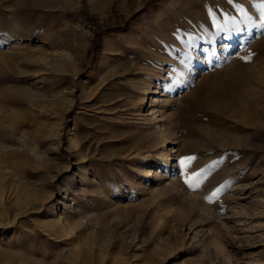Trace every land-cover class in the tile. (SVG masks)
<instances>
[{
    "label": "rangeland",
    "instance_id": "374dc122",
    "mask_svg": "<svg viewBox=\"0 0 264 264\" xmlns=\"http://www.w3.org/2000/svg\"><path fill=\"white\" fill-rule=\"evenodd\" d=\"M0 264H264V0H0Z\"/></svg>",
    "mask_w": 264,
    "mask_h": 264
},
{
    "label": "bare ground",
    "instance_id": "6f19581e",
    "mask_svg": "<svg viewBox=\"0 0 264 264\" xmlns=\"http://www.w3.org/2000/svg\"><path fill=\"white\" fill-rule=\"evenodd\" d=\"M252 25H253V20L250 21L249 23H246L245 33L249 32L252 29ZM236 36H237V31H233V35L232 36H229V35L228 36L227 35L226 36H222L221 37V42L231 43L233 41L234 37H236ZM184 53H186L185 49L180 46L179 47V52H178V57L177 56L176 57L178 59L181 58L180 60H182V56L184 55ZM170 60H172V59H170ZM168 75L170 76L169 77L170 81L178 80L179 77H180L178 70H174V69L168 70ZM165 83H166L165 85L167 86L168 82H165ZM168 86H170V85H168ZM140 91L142 92V95L143 94H147L150 91V88H149L148 85L145 84L144 86L140 87ZM151 102L152 103H157V99H153V100H151ZM158 139H159V143L161 145L159 146L160 150L156 154V159H161V161H163L166 165H168V163H169L168 149L165 147V142H166L167 139H166L163 131L159 132ZM141 159H142V161H145L144 157H142ZM152 163H153V161H150V162L146 163L145 165L150 166ZM142 173H143L145 178H149L150 177V168L149 167H145L144 170L142 171Z\"/></svg>",
    "mask_w": 264,
    "mask_h": 264
},
{
    "label": "snow or ice",
    "instance_id": "6c2138e0",
    "mask_svg": "<svg viewBox=\"0 0 264 264\" xmlns=\"http://www.w3.org/2000/svg\"><path fill=\"white\" fill-rule=\"evenodd\" d=\"M191 159H192V157L181 158L180 163H181L182 166H186V165H187V161H190ZM185 182L188 183L189 186L192 187V188L199 187V182L193 184V183L191 182V177H186ZM214 194H215V193H213V195H214ZM206 199H207V198H206Z\"/></svg>",
    "mask_w": 264,
    "mask_h": 264
}]
</instances>
